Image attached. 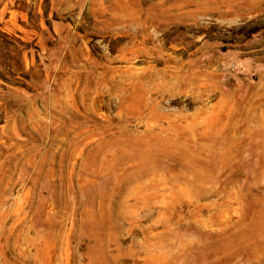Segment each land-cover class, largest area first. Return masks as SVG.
<instances>
[{"label":"rangeland","instance_id":"374dc122","mask_svg":"<svg viewBox=\"0 0 264 264\" xmlns=\"http://www.w3.org/2000/svg\"><path fill=\"white\" fill-rule=\"evenodd\" d=\"M0 264H264V0H0Z\"/></svg>","mask_w":264,"mask_h":264}]
</instances>
